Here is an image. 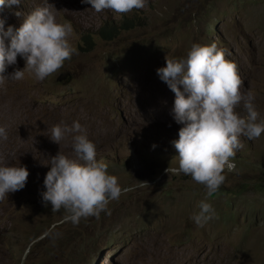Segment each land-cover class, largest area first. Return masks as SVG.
Segmentation results:
<instances>
[{
    "label": "rangeland",
    "instance_id": "1",
    "mask_svg": "<svg viewBox=\"0 0 264 264\" xmlns=\"http://www.w3.org/2000/svg\"><path fill=\"white\" fill-rule=\"evenodd\" d=\"M42 3L21 0L0 11L5 28L19 26L14 11ZM49 3L58 21L71 25L77 52L41 81L26 72L0 83V125L7 130L0 156L28 170L24 187L0 199V264H264V132L239 138L234 171L225 169L224 182L207 195L190 176L172 171L178 164L171 141L181 125L171 115L174 93L156 73L165 56L179 59L193 42L215 43L264 117V0H147L127 13L95 12L80 0ZM125 18L134 26L112 37L102 33ZM23 66L17 56L6 72ZM236 111L244 114L242 106ZM73 121L96 145L95 158L129 189L109 202L110 215L102 211L76 225L64 221L63 209L51 212L40 195L49 167L42 163L59 150L74 158L72 133L57 151L47 134ZM25 138L37 147L18 152ZM200 200L215 217L198 227L189 217Z\"/></svg>",
    "mask_w": 264,
    "mask_h": 264
},
{
    "label": "clouds",
    "instance_id": "2",
    "mask_svg": "<svg viewBox=\"0 0 264 264\" xmlns=\"http://www.w3.org/2000/svg\"><path fill=\"white\" fill-rule=\"evenodd\" d=\"M80 2L95 12L109 9L127 13L142 9L147 0ZM20 3L21 0H0V11ZM14 15L22 17L18 27L9 24L5 28V19L0 17V83L21 80L26 72L41 81L76 54L77 49L68 39L71 25L57 20L49 0L26 13L14 11ZM17 56L23 59V68L13 67L6 72L9 66L16 65ZM156 73L174 93L171 115L181 125L177 138L171 141L178 164L172 171L190 176L210 196L224 182L223 171H234L235 163L230 158L242 147L239 138L253 140L264 132V117L254 104L255 94L251 89L240 91L235 63L226 59L224 50L215 43L193 42L179 59L165 56L164 65ZM237 106H242L243 115L236 111ZM66 133L73 134L74 158L59 150L42 163L49 166L43 177L42 202L50 205L53 213L63 209L64 221L73 225L81 218H98L102 211L110 215L109 202L118 200L129 189L108 173L105 162L95 158L96 145L78 121H73L70 128L53 125L47 135L60 145ZM6 139V127L0 125V140ZM27 176L28 170L22 164L0 163V199L22 189ZM214 217L212 205L200 200L189 219L201 227Z\"/></svg>",
    "mask_w": 264,
    "mask_h": 264
},
{
    "label": "bare ground",
    "instance_id": "3",
    "mask_svg": "<svg viewBox=\"0 0 264 264\" xmlns=\"http://www.w3.org/2000/svg\"><path fill=\"white\" fill-rule=\"evenodd\" d=\"M47 140H48V146L53 148V149H55L56 151L61 149V148H63V147H65V146H60L58 144L53 143V141H51L49 139V137L47 138ZM36 147H37V142H35V140L34 141L30 140L29 138H25L24 140L19 142V144H16V149L18 150V152H20V149H25L27 152H29V151H32ZM3 149H4V147H3ZM9 160H10V158L7 155H6V157L5 156H0V163L10 164Z\"/></svg>",
    "mask_w": 264,
    "mask_h": 264
},
{
    "label": "trees",
    "instance_id": "4",
    "mask_svg": "<svg viewBox=\"0 0 264 264\" xmlns=\"http://www.w3.org/2000/svg\"><path fill=\"white\" fill-rule=\"evenodd\" d=\"M133 26H134V22L131 19L125 18V20H122L121 22L118 23V26L106 25L105 28L102 30V33L107 37H112L116 32V30L118 29L126 30V29H130Z\"/></svg>",
    "mask_w": 264,
    "mask_h": 264
}]
</instances>
